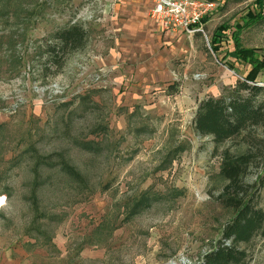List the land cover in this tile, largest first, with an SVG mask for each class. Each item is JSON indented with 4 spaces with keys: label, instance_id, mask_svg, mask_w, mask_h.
I'll return each mask as SVG.
<instances>
[{
    "label": "rangeland",
    "instance_id": "rangeland-1",
    "mask_svg": "<svg viewBox=\"0 0 264 264\" xmlns=\"http://www.w3.org/2000/svg\"><path fill=\"white\" fill-rule=\"evenodd\" d=\"M120 1L88 26L87 45L60 72L84 62L90 68L52 100L40 85L65 76H45L56 69L45 42L73 25L86 0H0V82L23 76L28 83L23 102L0 101V264H198L233 216L218 197L227 184L225 149L256 154L246 177L264 209V125L217 144L194 122L203 100L228 96L249 69L236 60L234 28L241 45L264 50V12L255 15L254 0H226L203 32L185 33L193 49L178 60L177 80L138 94L139 85H122L108 64L119 43L111 17ZM225 23L231 29L220 32L215 49V31ZM257 83L264 86V75ZM256 100L264 103V91ZM92 140L98 152L78 145ZM62 150L87 184L55 171L37 209L29 199L33 156ZM240 247L247 264H264V230Z\"/></svg>",
    "mask_w": 264,
    "mask_h": 264
},
{
    "label": "trees",
    "instance_id": "trees-1",
    "mask_svg": "<svg viewBox=\"0 0 264 264\" xmlns=\"http://www.w3.org/2000/svg\"><path fill=\"white\" fill-rule=\"evenodd\" d=\"M255 1L259 10L256 15L262 16L264 0ZM52 36L51 41L45 42L44 51L56 69L45 73V76L60 72L67 57L85 48L89 40L88 31L75 25L60 28ZM232 38L238 59L249 66L244 80L240 79L233 92L226 97L203 100L194 119L196 131L213 136L217 144L240 135L250 127L264 125V103L256 100L257 95L264 91V86L257 83L259 77L264 75V50L241 45L237 30ZM213 47L218 49L215 45ZM229 64L233 69L234 66ZM78 145L88 152H98L99 149L95 140L81 141ZM222 152L221 175L227 184L218 197L224 208L233 211V216L224 225L222 240L198 264H247L248 253L240 245L250 242L264 230V209L258 207L256 196L258 188L253 189L254 186L244 182L256 154L250 148L238 155L229 149ZM33 157L37 160L33 167L35 181L29 199L37 209H40L38 198L45 190L44 185L48 182L55 184V171L70 183L87 184L84 172L73 164L66 150L46 156L34 154ZM228 237L232 239L227 240Z\"/></svg>",
    "mask_w": 264,
    "mask_h": 264
},
{
    "label": "crops",
    "instance_id": "crops-1",
    "mask_svg": "<svg viewBox=\"0 0 264 264\" xmlns=\"http://www.w3.org/2000/svg\"><path fill=\"white\" fill-rule=\"evenodd\" d=\"M225 2L226 0H222L220 6ZM254 4L257 7L256 1ZM153 5L152 0H121L114 8L111 17L118 27L119 43L114 49L116 53L112 52L114 55L112 54L108 64H112L111 69L119 73L116 78L122 85L130 87L139 85L140 88L137 89L141 92L138 94L157 89L162 85L173 84L177 80L178 60L183 58L185 52L193 49L192 45H189L186 32L181 29H163L154 18L149 16L148 12ZM210 16L205 20L204 25L208 26L211 23ZM248 16L252 18L253 14L249 12ZM230 29L231 27L226 23L220 25L215 31L217 36L212 41L213 45L221 49V37L226 33L225 30ZM236 30L240 37V31L235 27L231 38ZM255 47L257 46L249 48ZM235 54L238 61L236 46ZM227 58L228 55H225L224 61H227Z\"/></svg>",
    "mask_w": 264,
    "mask_h": 264
},
{
    "label": "clouds",
    "instance_id": "clouds-1",
    "mask_svg": "<svg viewBox=\"0 0 264 264\" xmlns=\"http://www.w3.org/2000/svg\"><path fill=\"white\" fill-rule=\"evenodd\" d=\"M112 8V0H86V2L77 9L75 18L73 19V25L79 26L83 31H87L88 26L93 23H99L110 14ZM84 67L73 66L71 72H60L57 75L65 76V81L60 84L57 83L56 77L53 76L47 80L46 83L40 85L44 91V95L52 100L63 95L64 91L71 86L73 75L84 74L90 64L84 62ZM67 66V64H66ZM36 85H33L35 90ZM28 88V83L23 76H17L14 79L6 82H0V101L12 102L19 104L25 99V92ZM245 183H248L247 177H245ZM0 206H3V202H0ZM232 239L228 237L227 240Z\"/></svg>",
    "mask_w": 264,
    "mask_h": 264
},
{
    "label": "built area",
    "instance_id": "built-area-1",
    "mask_svg": "<svg viewBox=\"0 0 264 264\" xmlns=\"http://www.w3.org/2000/svg\"><path fill=\"white\" fill-rule=\"evenodd\" d=\"M149 16L163 29L179 30L189 35L203 32L204 19L208 18L222 0H152Z\"/></svg>",
    "mask_w": 264,
    "mask_h": 264
}]
</instances>
